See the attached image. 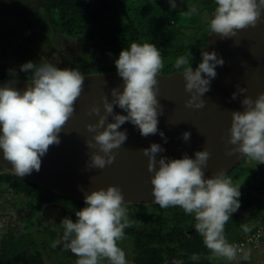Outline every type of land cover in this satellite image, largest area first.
Masks as SVG:
<instances>
[{"label":"clouds","instance_id":"clouds-1","mask_svg":"<svg viewBox=\"0 0 264 264\" xmlns=\"http://www.w3.org/2000/svg\"><path fill=\"white\" fill-rule=\"evenodd\" d=\"M169 3L172 9L177 7L175 0ZM215 4L209 30L222 39L235 37L239 30L256 27L264 13V0H215ZM196 12L197 6L192 5L183 14L190 17ZM201 56L195 69L189 61L191 53L179 57L174 64L177 70L182 69L185 91L190 94L186 106L196 109L205 106L202 96L209 91L210 82L217 75L216 66L224 64L215 51H203ZM163 67L161 53L152 43L133 42L120 51L115 68L123 79V91L114 88L111 101L102 98L103 115L98 106H93L89 112L99 119L96 124L87 125V130L95 135L85 144L87 148L98 149L91 154L86 164L88 169H103L114 162L112 150L127 140L126 131L118 130L125 122H131L144 137L159 132L158 116L163 114V108L157 100V77ZM21 71L31 72L25 90L9 85L0 87V149L3 158L11 163L13 173L24 177L33 171L39 172L41 157L50 146L59 145V133L74 114L85 76L76 68L31 61L23 64ZM244 92L245 88H238L232 99ZM241 104L243 112L231 113V126L227 130V143L236 147L228 149L226 155L238 152L264 164V93L258 94L254 101L245 97ZM114 106L127 115L114 113ZM109 116L114 123L107 122ZM159 135L167 142L163 132ZM182 139L189 141L190 133L184 132ZM163 151L157 143L142 150L148 158V172L152 174L150 183L155 204L163 209L179 207L186 215H193L194 229L213 258L237 259L240 249L227 241L224 229L240 208V185L234 186L223 171L204 178L203 169L210 157L206 149L195 152V159L185 154L181 159L161 157L157 160L156 154ZM123 201L124 196L116 186L93 190L85 193L86 206L75 212V222L67 217L61 221L63 241L76 255V264H101L104 259L110 264H128L125 252L118 246L125 229L131 226ZM241 227L245 233L251 231L248 224ZM249 255L244 252L242 258L247 260ZM190 258L200 259L197 254Z\"/></svg>","mask_w":264,"mask_h":264},{"label":"water","instance_id":"water-1","mask_svg":"<svg viewBox=\"0 0 264 264\" xmlns=\"http://www.w3.org/2000/svg\"><path fill=\"white\" fill-rule=\"evenodd\" d=\"M206 51H215L224 64L216 66L217 75L211 80L209 91L202 96L204 107L196 109L186 106L190 94L185 91L186 81L181 71L170 75L159 73L157 77V100L163 108V114L158 116V129L164 133L167 142L159 132L141 136L136 126L125 122L118 130L126 131L127 140L112 150L114 162L103 169H88L86 164L98 149L87 148L85 144L95 135L87 130V125L96 124L99 119L97 115H89V112L93 106H98L103 115L102 98L107 97L111 101L112 89L123 91V79L116 70L84 74L83 91L75 103L74 114L59 133V145L50 146L41 157L39 172L33 171L21 178L79 201H84L85 193L116 186L124 196L125 205H157L150 183L152 174L147 169L148 158L142 152L152 143L164 149L156 154L157 160L161 157L181 159L185 154L195 159V152L206 149L210 157L207 167L203 169L204 178H212L220 171L229 174L246 158L238 152L226 155L228 149L236 147L227 143L231 113L243 112L241 101L245 97L254 101L258 94L264 93V13L256 27L239 30L235 37L222 39L209 32ZM28 84L29 80L0 79V87L9 85L21 91ZM240 87L245 88L246 92L238 93L236 99H232V94ZM113 111L127 115L118 106H114ZM107 122L115 121L109 116ZM184 132L190 133L187 142L182 139ZM0 166L13 173L11 163L3 158L2 149Z\"/></svg>","mask_w":264,"mask_h":264},{"label":"trees","instance_id":"trees-1","mask_svg":"<svg viewBox=\"0 0 264 264\" xmlns=\"http://www.w3.org/2000/svg\"><path fill=\"white\" fill-rule=\"evenodd\" d=\"M42 4L40 12L44 11L49 23L58 33L76 39L80 44L107 52L114 57L110 64L95 62L100 57L99 53L91 56L89 64L83 66L81 74L103 73L115 71V60L122 49L130 47L133 42L154 44L161 53L164 63L160 73L170 75L177 70L174 67L176 59L188 56L190 64L196 68L201 62V52L207 50V38L210 32L209 22L216 8L215 0H175L177 7L172 9L169 0H39ZM192 5L197 6V12L190 17L185 13ZM21 2L14 0L10 16L19 18ZM3 15V14H2ZM0 15V20L6 23L5 17ZM208 18L205 19L204 16ZM34 20V19H33ZM33 20L29 25L31 35V56L25 55L27 61L34 64L45 63L40 61V51L35 43L40 40L41 34L34 31ZM6 33L0 30V79L2 80H28L31 72L16 69L15 65H8L13 59L12 54L2 52L1 49H11L12 43L6 46ZM8 36V35H7ZM39 39V40H38ZM37 41V42H36ZM35 45V46H34ZM191 50V51H190ZM67 49L60 53L67 60ZM101 59V58H100ZM77 64V63H76ZM60 68V64H54ZM62 65V64H61ZM78 65V64H77ZM264 176V174H262ZM248 205V203H246ZM166 222L156 219L157 226L163 224L161 230H154L148 237V243L136 242L134 248L135 264H215L213 254L208 250L203 238L196 231L188 235L179 226L187 227L191 215L176 211L168 215ZM162 217V216H161ZM233 223V224H232ZM236 223V217L231 216L227 227ZM168 224L173 225L170 228ZM231 225V226H232ZM163 233L165 241L159 249L156 246L158 236ZM244 240L241 238L240 242ZM193 254L199 255V260H192Z\"/></svg>","mask_w":264,"mask_h":264},{"label":"flooded vegetation","instance_id":"flooded-vegetation-1","mask_svg":"<svg viewBox=\"0 0 264 264\" xmlns=\"http://www.w3.org/2000/svg\"><path fill=\"white\" fill-rule=\"evenodd\" d=\"M13 3L14 0H0V10L12 7ZM21 3L23 2L21 1ZM21 8L24 9L25 6H20ZM25 17L19 19L24 22ZM34 18L28 15L24 22L27 23L29 34H27L26 44L22 45L25 50H21L25 55L29 54L30 57L35 56V52L31 56V50L28 49L32 37L29 25ZM0 23V30L5 29L3 24L6 23L2 24L1 21ZM10 24L14 25L11 22ZM6 39L5 44L8 47L12 42L7 43L9 37ZM14 47L16 44L13 42L11 49ZM11 49L9 50L10 54H12ZM12 56L16 57L14 54ZM246 158L242 161L245 163V170L241 169L240 176L236 175L231 179L234 186L240 185L241 193L240 208L232 214L236 217V223L234 225L232 223L228 227L225 225L224 229L225 237L233 238L231 244L235 246H238L241 238L253 232L264 221V176H262L264 164H259L252 159L245 161ZM235 169L233 170L235 171ZM231 172L226 176H230ZM241 179V182H237ZM245 179L246 182L243 183ZM85 206L84 201L45 189L0 166V264H76V255L67 249L63 241L61 221L67 217L75 222V212ZM125 206L131 226L125 229L124 238L118 241V246L125 252L126 260L131 264H135L136 242L148 243L150 233H153L155 229L163 228V224L157 226V218H162L161 222H166L168 215L174 214L176 211L184 212L179 207L163 209L159 205ZM191 216L187 227H178L188 235L195 232L196 221L194 216ZM242 224H248L251 231L245 233L242 230ZM168 225L170 228L174 227L171 224ZM235 232L243 234L238 236L234 234ZM162 235L161 232L158 236L159 240L155 243L159 249L165 242ZM108 263L110 264L106 259L103 260V264Z\"/></svg>","mask_w":264,"mask_h":264},{"label":"rangeland","instance_id":"rangeland-1","mask_svg":"<svg viewBox=\"0 0 264 264\" xmlns=\"http://www.w3.org/2000/svg\"><path fill=\"white\" fill-rule=\"evenodd\" d=\"M21 3V7L25 6L24 9L21 8L20 17H25L27 19L28 15H31L32 17H35L33 20V26L35 27L34 31L38 34H41L40 40H44L43 42H40V44L35 43L36 49L40 51V61L43 59L42 62L50 63V64H60V68H76L79 71L85 66L86 64H89L90 61H92L91 56H94L95 53H99L100 57L95 59V62H102L106 64H110L111 62H114V57L107 52H99L95 49H91L88 46H85L83 44H80L76 39L69 38L65 35H62L58 33L49 23L48 17L44 13V11L40 12L42 4L39 0H19ZM23 4V5H22ZM12 7L5 8L3 10H0V15L5 17V20L7 21L5 25V32L6 37H9L7 43H15L16 47L11 49V53L14 54L16 57L8 61V65L14 66L16 69L21 70V66L29 61L26 60L25 54L21 52L23 49L22 45L26 44L27 40V34L28 32V26L24 23L26 22V19L21 21L19 18H15L14 16H10L12 14L11 9ZM10 14V15H9ZM13 15V14H12ZM22 15V16H21ZM205 19L208 17L205 15ZM1 21V20H0ZM14 23V25L10 24ZM2 25V26H3ZM1 26V23H0ZM34 38L37 39L36 35H32ZM39 40V39H38ZM37 42V41H36ZM67 49H71L72 53H68L67 60L62 58L63 56L60 54L62 51H66ZM191 51V50H190ZM2 52L9 53V49H1ZM2 57V58H1ZM0 58L3 60L4 56L0 54ZM101 58V59H100ZM78 65H77V64ZM62 64V65H61ZM83 65V66H82ZM251 160L250 158H246L245 161ZM244 164L241 163L240 166L236 167L235 171L231 172L230 176H227L228 178H233L236 175L238 177L240 176V170L244 169ZM245 170V169H244ZM244 179V178H242ZM241 180H237V182H241ZM247 179V178H246ZM246 179L243 181L246 182ZM235 235H242V232H235ZM245 235V234H244ZM227 241L231 244L233 241V238H226ZM238 241V240H237ZM249 252V258L247 260L243 259V253ZM241 255L237 256V259L229 261L225 258H213V263L215 264H263L264 263V243L263 245L257 249L254 250L252 248H247ZM101 264H103V260H101ZM109 264V263H108ZM128 264H131L128 262ZM133 264V263H132Z\"/></svg>","mask_w":264,"mask_h":264},{"label":"built area","instance_id":"built-area-1","mask_svg":"<svg viewBox=\"0 0 264 264\" xmlns=\"http://www.w3.org/2000/svg\"><path fill=\"white\" fill-rule=\"evenodd\" d=\"M264 243V221L259 224L255 230L251 233H248L244 240L238 244L240 252L238 255H241L247 248H252L254 250L259 249ZM264 264V263H263Z\"/></svg>","mask_w":264,"mask_h":264}]
</instances>
